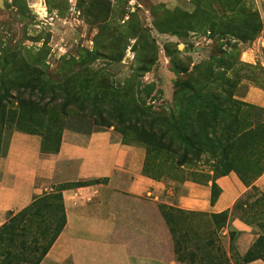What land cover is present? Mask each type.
<instances>
[{
    "label": "rangeland",
    "instance_id": "rangeland-1",
    "mask_svg": "<svg viewBox=\"0 0 264 264\" xmlns=\"http://www.w3.org/2000/svg\"><path fill=\"white\" fill-rule=\"evenodd\" d=\"M16 44L33 50L11 56L15 50L2 48ZM41 45L39 55L35 48ZM0 57V154L11 132L27 130L30 120L37 125L30 130L41 133L47 147L65 131L112 129L121 140L144 147L148 170L168 186L184 180L210 182L227 163L235 166L227 173L236 175L237 168L245 169L242 162L264 163V144L255 150H245L243 144L253 139L251 133L243 135L247 127L264 142L259 124L264 107L245 98L251 87L264 89V0H0ZM35 58L39 62L29 77L46 92L32 94L40 104L28 116L27 88L18 95L26 76L16 74L22 61ZM188 77L189 83L201 80V86L220 97L231 94L248 105L234 113L222 103L226 113L217 117L216 129L202 126L198 112L178 114L189 112L179 110L173 98L175 85ZM168 111L187 122V128L157 122L156 115ZM220 129L229 141L226 157L212 153ZM181 132L197 151L189 149L187 160L179 164ZM253 185L249 181L231 213L263 224L264 213L255 217L254 202L264 205V192ZM62 189L58 185L39 195L49 194L51 206L39 210L29 225L10 224L0 232V264H15L19 240L27 243L26 261L18 264H40L39 248H33L29 234L43 229L47 218L54 224L63 220ZM128 204L130 227L140 228L130 237L136 235L142 244L160 243L157 253L176 264H244L233 232L227 242L220 231L222 217L148 197L130 196ZM123 215L118 213V224L129 222Z\"/></svg>",
    "mask_w": 264,
    "mask_h": 264
},
{
    "label": "crops",
    "instance_id": "crops-1",
    "mask_svg": "<svg viewBox=\"0 0 264 264\" xmlns=\"http://www.w3.org/2000/svg\"><path fill=\"white\" fill-rule=\"evenodd\" d=\"M245 98L264 107V89L251 87ZM144 158L142 145L121 140L112 129L65 131L52 153L41 151L40 135L14 130L0 157V226L35 197L61 185L65 223L40 264H176L157 253L160 243L142 244L136 235L130 237L140 233V228L130 227V196L208 215L228 211L220 231L227 242L233 232L240 256L261 234L256 223L231 213L249 188L236 173L215 179L220 191L211 203L210 182L184 180L168 186L143 172ZM253 184L264 192V170ZM118 213L129 222L118 224ZM244 264L264 261L255 258Z\"/></svg>",
    "mask_w": 264,
    "mask_h": 264
},
{
    "label": "trees",
    "instance_id": "trees-1",
    "mask_svg": "<svg viewBox=\"0 0 264 264\" xmlns=\"http://www.w3.org/2000/svg\"><path fill=\"white\" fill-rule=\"evenodd\" d=\"M44 46L45 45H41V46H38L36 48L34 47L37 50L36 53L40 55ZM2 48H4V51L15 50V52H12L11 56H15V55L22 53V52L31 53L33 50L30 47H26L23 45H17V44L16 45H10L6 48L3 46ZM0 59H2V58L0 57ZM5 61H6V59H5ZM36 62L37 63L39 62L38 59H36V58L33 59L32 61H26L25 63H23V61H22V64L20 65V67L17 71L18 74H16L21 78H24L26 76L24 78L23 82H21L20 86L23 89H22V91H18V95L22 96L25 93V91H24V90H26L25 88H27L28 94H29V99H28L27 103L30 107L27 109L28 116H33L36 113V111L34 110V108H35L34 106L40 104V102H33L32 94H34L37 91H39V93H43V94H45L44 92H46V91H44L45 89L41 85L38 86L36 83H31V79H30L29 75L33 74L34 70H36V67H35ZM37 77L42 78V76L40 74H37ZM183 80L184 81H182V82L178 81V85H175V88L173 90V98L179 102V104H178L179 110L185 109V111L189 112V113L185 114L182 111H178V114L183 115V116H188V115H191L193 112H198L199 114L197 116V118H198L197 120L202 122V126L210 124V126H212L213 129H216L217 117L219 115L221 116L223 113L224 114L226 113V112H224L225 109H224V106H222V103L229 106L228 108L234 113H237V111L242 108L241 105H248V102L243 103L242 101L233 97V95H231V94H228V96L220 97V95H218L217 92H215L213 90L210 91L209 89L206 88V86H201L203 84V81H201V80L196 81L194 83H189V77H188V79H183ZM43 106L45 107L46 104H43ZM62 110L66 111V108L63 106ZM14 111L15 110H12L11 112H14ZM157 116L159 117L158 118L159 121H157L155 119L151 120L154 124L159 122L162 126L169 124L172 128L173 127L174 128H177V127L187 128L188 123L185 122L184 120L182 122L181 119H179V118L177 119V116H175V114H171V111L160 113V114L156 115V117ZM17 122L19 124L20 120L18 119ZM259 124L264 126V122H261ZM29 125H30V128L37 126L30 120H29ZM30 128H28L27 130H25V129L24 130L18 129V130L25 131L28 133H36L38 135H41V133H39L38 131L30 130ZM100 130H102V129H100ZM179 132L180 131H176L177 134H179ZM219 132L222 134H219ZM219 132H218V135H216V138L214 139V142H218V143H217V145L214 146L215 149H213L212 153L215 156L224 155V157H226L225 147L228 146L229 141L225 142L226 138L221 136V135H223L224 130H221ZM249 133L252 134L253 139L250 137L249 140H247L246 142L243 143L245 145V150H255L257 148L262 147L264 142L262 139H258V137L256 136L257 134L255 135L253 128L250 129L247 127V129L245 131H243V135H248ZM163 136H164V134L161 135L160 137H158V142H162L164 140L165 136L164 137ZM178 139H179V143L182 144V155H181V159L178 162H179V164H182L188 158L187 152L189 149H191V150L194 149V151H197V150L193 146V143L188 141L189 139H188L187 133L181 132V134L178 136ZM241 139L242 138L240 136V140ZM60 140H61V136L58 137L55 144L48 145V147H47L45 145L43 146L44 143H43L42 137H41V151L45 152V153L55 152L58 149ZM173 140L174 139H170L167 141L171 145ZM178 146H180V145H178ZM158 149L162 150L161 144L158 146ZM163 149L165 152H167V148H163ZM4 151H5V149H4ZM4 151L0 154V157L2 156ZM145 159L146 158H144L143 172L146 175L157 179V176H155L154 174H152L148 170L147 162ZM241 165H244L245 169L243 171H241V169L237 168L236 171L238 173L237 176L245 185H249V181L253 182L257 178V176H259L264 170V163L263 164L260 163L259 165H257L256 161L246 162V163L242 162ZM232 167H235V166L232 165V163L231 164L227 163L225 165V167H222L223 169H221V171L218 173L219 175H217L215 178L210 180V188H211L210 202L211 203L214 202V200L216 199V197L218 196L219 191H220L219 187L217 186V184L215 182V179L221 175L226 174L227 171L230 170ZM195 182H200V181H195ZM200 183H206V182H200ZM254 188L256 189L255 186H254ZM48 195L49 194H43L39 197L38 196L35 197L30 202V204H28L26 207L22 208L21 210L17 211L16 213H14L10 218H8L6 220L5 223H3L0 226V232H2V234H4L3 233L4 230L10 224H12L14 226H19V225L22 226L25 224L29 225V223L35 219V217L37 216V212L39 210H41L43 208L46 209V208H49L51 206L50 198ZM261 195L264 196V193H261ZM255 202H254V206L256 204L255 210H254V211H256L255 217H258L264 213V205H262V204L258 205V203L257 202L255 203ZM252 206H253V204H252ZM257 212H260L259 215L257 214ZM210 216L222 217V224L220 225L222 227L225 225V223H227L228 211H222L219 213H214V214H211ZM251 219H255V218H253L251 216ZM243 220L248 221L247 219H243ZM251 221H253V220H251ZM248 222H250V221H248ZM64 223H65V216L60 223L57 222L56 224L52 223V221L47 218L43 229L34 231V232H32V234L31 233L29 234L31 237V240L33 241L32 242L33 248L35 250H37L39 248L38 255H40L42 257L46 253V251L48 250L50 245L53 243V241L55 240V238L59 234ZM256 224L258 225L259 223L256 221ZM258 226L264 228V222H263V224H259ZM7 234H9V233H7ZM12 235H14V234H12ZM231 238H232V234H230V239ZM15 239L16 238H14L13 241ZM8 240H9V237L7 238V241ZM0 241L3 242L4 239H1ZM26 243H27L26 240H19L16 242V244H18V246H20L21 250H20V253L17 254L15 264L26 261L25 256H23ZM263 248H264V236L261 233L258 236V238L256 239V241L253 243V245L242 256V260L244 261V263L249 261V260L255 259V258H261L264 261Z\"/></svg>",
    "mask_w": 264,
    "mask_h": 264
}]
</instances>
